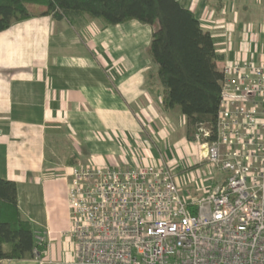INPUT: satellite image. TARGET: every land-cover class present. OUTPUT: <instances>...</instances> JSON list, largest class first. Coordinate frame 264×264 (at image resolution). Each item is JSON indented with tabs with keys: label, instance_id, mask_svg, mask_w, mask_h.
Wrapping results in <instances>:
<instances>
[{
	"label": "crops",
	"instance_id": "crops-1",
	"mask_svg": "<svg viewBox=\"0 0 264 264\" xmlns=\"http://www.w3.org/2000/svg\"><path fill=\"white\" fill-rule=\"evenodd\" d=\"M182 1L211 33L220 69L264 63V0ZM151 37L135 20L111 26L85 17L74 26L52 16L0 33V178L16 182L22 219L46 234L45 262L76 254L63 168L92 160L170 166L164 154L178 142L166 140L186 118L163 107Z\"/></svg>",
	"mask_w": 264,
	"mask_h": 264
},
{
	"label": "built area",
	"instance_id": "built-area-1",
	"mask_svg": "<svg viewBox=\"0 0 264 264\" xmlns=\"http://www.w3.org/2000/svg\"><path fill=\"white\" fill-rule=\"evenodd\" d=\"M222 72L216 128L191 142L224 173L220 186L193 197L166 165L67 166L76 254L45 262L35 248L41 264H264V63Z\"/></svg>",
	"mask_w": 264,
	"mask_h": 264
},
{
	"label": "trees",
	"instance_id": "trees-1",
	"mask_svg": "<svg viewBox=\"0 0 264 264\" xmlns=\"http://www.w3.org/2000/svg\"><path fill=\"white\" fill-rule=\"evenodd\" d=\"M41 16L74 26L85 17L111 26L132 20L149 25L148 54L157 66L164 109L186 118L185 136L190 142L202 126L216 128L223 80L220 55L211 33L184 1L0 0V33ZM35 248L43 259L44 248L35 242L32 224L21 217L16 182L0 178V261L35 258Z\"/></svg>",
	"mask_w": 264,
	"mask_h": 264
},
{
	"label": "rangeland",
	"instance_id": "rangeland-1",
	"mask_svg": "<svg viewBox=\"0 0 264 264\" xmlns=\"http://www.w3.org/2000/svg\"><path fill=\"white\" fill-rule=\"evenodd\" d=\"M178 129L166 142L169 146H172V142L180 144H176L173 155L167 153L164 158L170 162L169 167L177 173L179 186L193 197H200L208 190L217 189L225 178L224 173L202 160L200 148L186 139L184 126ZM160 146L164 147L161 143ZM88 164L103 165L95 160Z\"/></svg>",
	"mask_w": 264,
	"mask_h": 264
}]
</instances>
